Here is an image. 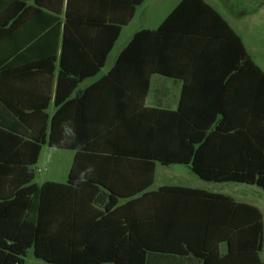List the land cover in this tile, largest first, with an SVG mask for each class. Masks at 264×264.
<instances>
[{
  "label": "trees",
  "instance_id": "trees-1",
  "mask_svg": "<svg viewBox=\"0 0 264 264\" xmlns=\"http://www.w3.org/2000/svg\"><path fill=\"white\" fill-rule=\"evenodd\" d=\"M28 1L0 0V264H24L29 249L45 264H264L257 206L150 190L157 164L264 189V69L229 23L180 0L68 99L104 66L125 22L111 8L129 1L83 17L75 0ZM153 74L183 81L175 110L146 106ZM85 94L100 96L96 117L79 112ZM44 144L74 151L65 183L34 182Z\"/></svg>",
  "mask_w": 264,
  "mask_h": 264
},
{
  "label": "rangeland",
  "instance_id": "rangeland-1",
  "mask_svg": "<svg viewBox=\"0 0 264 264\" xmlns=\"http://www.w3.org/2000/svg\"><path fill=\"white\" fill-rule=\"evenodd\" d=\"M176 1L177 0H155L153 2V5H151L152 10L150 14H148L147 11L148 8H150V4L147 5L145 10H141L139 16H137V18L133 20L131 24L123 28L116 45L108 56L105 66L101 70V74L106 72V70L113 63L118 49L127 42L134 29L145 23L147 26H156L167 14V12L175 5ZM230 1L233 3L230 9L235 10V14H239L243 10H257V15L251 14L246 18L239 15L234 16L225 9L223 3L219 2V0H214V3L218 6V8H220L226 14V16L234 22V25L236 26L237 30L244 40L248 52L251 54L255 62L264 69V0ZM144 13L146 14L147 18H144L142 16ZM154 78H159V75L153 77L151 85ZM155 86L158 90L154 92L153 98L161 93L162 89H167L164 86V83H161V80H157ZM169 87L170 89H175L176 85L170 83ZM152 105L165 108H175L176 106V104L173 106H167L157 103ZM73 155L74 152L71 150L50 148L47 144L43 145L38 162L35 165L36 174L34 182L37 184H41L46 179H54L65 182ZM158 183L169 185L177 184L202 188L206 190L223 191L228 192L234 196H241L246 200H257L258 202H260L261 199L257 196L259 194L264 200V189H261L255 185H247L237 182L204 181L197 175H195L188 166L182 164H174L171 166H162L157 164L155 171V180L151 188H155ZM24 264L45 263L42 260L36 258L33 255L32 249H30L28 250L25 257Z\"/></svg>",
  "mask_w": 264,
  "mask_h": 264
},
{
  "label": "crops",
  "instance_id": "crops-1",
  "mask_svg": "<svg viewBox=\"0 0 264 264\" xmlns=\"http://www.w3.org/2000/svg\"><path fill=\"white\" fill-rule=\"evenodd\" d=\"M99 1L100 0H75V1L71 2V6L73 7V11L81 13L82 17H83V16H86L90 11L91 12L92 11H95V12L101 11V7H102L101 4L102 3H100ZM128 1H129L128 5H124V4L118 3L117 5H113L112 8H111V12H113L114 21H125V22H124V24L121 25V30H120L119 36L116 39V41H115L111 51L109 52L108 56L110 55V53L112 52L114 46L116 45V43H117V41H118V39H119V37H120V35L122 33L123 28L128 26L129 24H131V22L133 20H135L137 18V16H139L141 10H145L146 9L148 4H150V8H148L147 11H148V14H150V12L152 10V6L151 5H153V2L155 0H128ZM179 1L180 0H177L175 2V5L167 12V14L163 17V19L177 5V3ZM204 1L207 2L208 4H210L229 23V25L233 28V30L240 36V38L242 39V42H243V44H244V46L246 48L247 53L251 56V54L247 50V47H246V45L244 43V40H243L242 36L240 35L239 31L237 30L236 26L234 25V22L232 20H230V18H228L226 16V14L220 8H218V6L214 3V0H204ZM66 2H67V0H64V5L63 6H65V7H66ZM132 2H136L137 4H132ZM219 2L223 3L225 9L227 11H229L234 16H238L239 15V16H242V17L246 18V17H249L251 14H253V15H257L258 14L257 10L256 11L255 10H248V11L247 10H243L239 14L238 13L235 14V10H231L230 9V7L233 5V3L230 0H219ZM28 4L34 5L33 0H29ZM142 16L144 18H147L145 13ZM163 19L156 26H147L146 23L143 24V25H140L139 27H137L136 29H134L132 31L129 39L138 30H141V29H144V28H148V29L156 28L163 21ZM204 24H205V21H204ZM129 39L127 40V42L129 41ZM127 42L121 48L118 49L117 54L127 44ZM217 44H219V41H217ZM108 56H107V59H108ZM115 58H114V60H115ZM251 58H252V56H251ZM107 59H106V61L104 63V66H105V64L107 62ZM114 60H113V62H114ZM56 65H58V60H56ZM112 65H113V63L110 65V67ZM103 67L101 68V70L103 69ZM110 67L106 70V72L110 69ZM101 70L96 75H94L92 77H88V78L84 79L82 82H80L78 84L77 88L68 96V99L76 98L78 96V94H77L78 90L88 87L89 85H91L92 83L97 81L101 76L106 74V72L101 74ZM157 75H159V74H153L151 76V78H150L149 90H148L147 96L145 98L146 106L157 107V108L168 109V110H175L178 107L179 100H180V97H181L182 82L183 81L180 80V79H174V78H169V77H166V76L159 75V78H154V80L152 82V85H151V81H152L153 77L157 76ZM56 76H57V74H54V80H53V84L51 86L52 94H51V101H50V104H49V107H48V111H49L50 115H52L53 112H55V110L57 109V106L54 104V93H55V88H56ZM165 79H167L168 81L165 80ZM157 80H161V83L163 82L164 86L167 89L166 90L162 89L161 93H159L155 98H153L154 92L158 90L157 87L155 86ZM170 83H173V84L176 85L175 89H170V87H169ZM178 92H179V95H178ZM177 95H178V98H177ZM110 96H112V95H110ZM99 97L100 96L98 94H91V95H86L85 94V95L81 96L82 99H81V106L79 108V112H81V111L84 112V116H88L89 117V116L92 115V116L96 117L97 115H96L95 112H96V110H99V107L97 106V103H99ZM110 101H111V99H110ZM155 103L160 104V105L164 104V105H167V106H173V105L176 104V106H175V108H168V107L165 108V107H159V106L152 105V104H155ZM130 108L133 110V106H131ZM112 109H113V107H112ZM66 119H69V121L73 120V118L70 116V107H67V109H66ZM44 145H46V144H44ZM50 148L66 149V148H60V147H50ZM41 150H42V148H41ZM67 150H71V149H67ZM71 151H73V150H71ZM40 154H41V151H40ZM73 157H74V155H73ZM72 161H73V158H72ZM72 161H71V164H72ZM37 162H38V160H37ZM71 164H70V167H71ZM70 167H69V169H70ZM155 171H156V168H155ZM68 173H69V171H68ZM67 178H68V174H67ZM154 180H155V174H154ZM46 181H54V182L65 183L67 181V179H66L65 182L60 181V180H54V179H46L43 182H46ZM153 183H154V181H153ZM38 185H40V184H38ZM152 185L150 186V190H154V189L158 188L161 185H169V184L158 183L155 188H151ZM172 185H174V184H172ZM200 189H202V188H200ZM207 191L229 195V196L233 197L238 202H246V203L255 205L261 210L262 215H263V244H262V249H261L259 255H260L261 260L264 262V200L262 199L261 195H259V194L257 195L261 199L260 202H258L257 200H246V199L242 198L241 196H234V195H232V194H230L228 192L217 191V190H207ZM224 248H225V246L222 245V250H224ZM26 255H27V253H26Z\"/></svg>",
  "mask_w": 264,
  "mask_h": 264
}]
</instances>
